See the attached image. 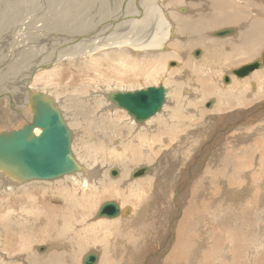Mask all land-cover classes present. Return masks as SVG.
<instances>
[{"label":"bare ground","instance_id":"6f19581e","mask_svg":"<svg viewBox=\"0 0 264 264\" xmlns=\"http://www.w3.org/2000/svg\"><path fill=\"white\" fill-rule=\"evenodd\" d=\"M50 2L53 9L52 19L60 25L61 30L53 27L55 31L48 29L40 22L44 20L45 9L30 11L36 3L34 0H0V49H5V52L0 50V133L26 128L33 122L35 109L41 103L49 102L60 111L64 119L70 135L71 156L77 166L62 176L49 179L34 178L19 169L0 164V212L2 216L5 215L0 223V264H80L78 260L83 252L72 253L73 247L83 250L84 240H95L93 235L103 231L95 226V231H92L93 224L88 225L87 218L71 217L64 207L59 209L54 207L52 212L46 215L51 200H59L61 204L85 212L92 201L100 195L104 197L115 195L131 200L136 207L138 206L137 210L128 206L123 207L118 201L109 200L119 205V214L115 217L95 216V219L105 217L109 221L112 220L104 225L112 223L115 225L112 230L120 229L121 233H127L136 223L147 221L149 206L157 197L160 198L159 186L162 188L164 184H169L174 177L176 179L172 183L176 185L174 191L178 206L177 210L174 209L175 211L171 213L174 218H177L181 211L191 209L200 196L208 199L210 189L214 186L221 196L220 199L229 200L233 194L227 182L229 184L230 180L233 182L236 179L241 180L245 175L250 176L238 167L243 165L250 151L259 149L260 141L264 143V128L257 131L258 126L257 129L248 131L246 128H250V123L243 122L248 114L244 111L250 110L249 114L257 121L262 120L261 125L264 126V100L252 109L244 108L248 105L247 101L256 98L254 94L259 90L257 83L264 87V0ZM227 28L232 29V32L221 37L215 35L217 31ZM193 46L200 51L193 49ZM7 58L9 63L6 62ZM72 60H75V64ZM255 61H260L259 67L249 74L244 76L236 74L235 70ZM66 63H72L75 68L93 69L103 78L108 76L111 78L112 74L118 75L117 78H123L142 73L147 78L161 76L164 80L162 78L157 86L145 88H137L136 85L133 89H126L127 86L124 85L122 87L124 89H121L117 85L105 84L108 88L101 91L97 87V92H93L91 96L97 99L96 94L103 95L105 101H101V104L98 103V99L92 103L86 97L82 102H73L76 98L72 97L74 93L77 96L83 94L77 89L78 94L75 91L71 95L67 94L69 99L73 100L69 101L66 97L68 100L66 102H69L66 105L64 97L57 95L60 92H52L46 84L52 77L61 78L62 70H59ZM166 65L168 69L165 68ZM180 73L182 75H178ZM214 74L220 76V81L214 79ZM210 75L214 80L211 84L216 88L210 95L213 101L211 97L208 99L203 95L202 88L210 83L207 81ZM226 75L230 78L228 82L224 81ZM197 79H201V91L195 93ZM149 87H163L165 98L161 109L146 119H138L128 109L120 106L118 99L115 101V95L118 93L140 91ZM236 87L239 89L234 91ZM87 97L90 99L89 95ZM234 97L238 99L234 105L242 106L228 114L220 113V104ZM206 101L207 103L212 101L210 106L205 104ZM59 104L63 108L65 106L66 110H72L71 118L69 117L72 123L68 121ZM76 104H81L83 109L87 110L86 114L91 124L81 115V119L80 116L77 119L85 124L77 126L73 118L82 111L79 112L80 108ZM212 105L211 110L205 108ZM117 108L124 109L130 116L128 124L133 125V130L130 125L121 126L115 122L116 118L110 115L108 124L102 122L101 113H106L107 109L122 111ZM216 109L218 114L216 113L215 117L207 116L208 111L211 113ZM213 118L222 121L226 119L223 132L227 134L217 136L215 141L222 143L215 146L212 144L213 141L209 143L206 140L205 142L209 143L207 149L203 139L193 138L197 134L202 137L201 130L206 128L208 125L205 124ZM88 128H91L89 135L87 131H83ZM32 130L36 135L42 131L38 126H34ZM119 132V138L115 137ZM86 136H92L93 143ZM221 136L226 139L222 140ZM226 141L231 144H226ZM224 143L225 146L234 149L233 157L230 158L226 152L224 155L221 149L213 150L212 154V149L218 146L221 148ZM79 144L86 147L85 150L79 149L82 152L80 155L77 150ZM107 148L116 150V153L115 151L110 153ZM205 149L211 152L209 157L204 156V162L203 159L197 160L198 154L202 156L206 154ZM258 151V154L255 153L257 164L262 156L261 151ZM107 155H111V158L107 159ZM174 158L178 159L176 163H173ZM263 159L259 163L261 168L264 167ZM165 163L169 165L165 166ZM191 166L196 167L192 174ZM160 167L162 169H159ZM179 177L181 179H177ZM55 185L57 186L55 189L50 187ZM217 185L219 187L216 188ZM179 193L181 196L178 198ZM187 193L190 203H184V194ZM244 194L246 196L247 193ZM13 201L16 208L12 206ZM18 201L20 208L17 207ZM88 211H91L90 207ZM124 216L133 219L131 224L121 225V217ZM175 223L172 221L170 224L167 239L171 242L167 244L165 253L173 249L177 240L176 250L181 252L179 257H182L186 253V248L189 246L192 250L195 248L193 238L188 237V235L192 237L193 227L185 225L184 232L177 235ZM49 226L51 246L59 250L53 255L48 254L47 245H38L36 243L38 237L34 236L38 234L42 237V232L37 228L45 229ZM199 244L201 245L198 246V250L194 249L191 253L190 261L198 260L203 250L200 248L205 245L203 242ZM94 250H89L82 256V264L90 252L97 254L95 264L100 263L101 254ZM177 253L169 252L171 256H177ZM160 256L163 258L157 254L153 257L158 260ZM161 258L158 263L167 264ZM190 261H184V264H191Z\"/></svg>","mask_w":264,"mask_h":264},{"label":"rangeland","instance_id":"374dc122","mask_svg":"<svg viewBox=\"0 0 264 264\" xmlns=\"http://www.w3.org/2000/svg\"><path fill=\"white\" fill-rule=\"evenodd\" d=\"M50 1H52V0H44V1L34 0V2H36V3H34L33 8H30V11H32V10L34 11L37 9L44 11V9H45L46 11L43 15L44 20L40 21V22H43L48 27V29H50V28L51 29H53V28L54 29H56V28L60 29V25L57 24L56 21L54 22L55 19L54 20L52 19L53 18V15H52L53 9H52V6L50 4L51 3ZM42 2L44 3V5ZM46 3L47 4L49 3V5L51 7H49V5H47ZM48 14H49V16H48ZM46 17L48 19H46ZM47 20H48V22H47ZM218 37H221V36H218ZM193 47H194L193 49L199 50V48H196L195 46H193ZM180 48L183 49L182 46ZM191 48H190V51H192ZM0 50L5 52V49H0ZM201 54H202V52H201ZM203 54H204V51H203ZM15 58H17V57H15ZM72 61H73L72 63L75 64L74 63L75 60H72ZM6 62L9 63L8 58L6 59ZM72 63H66L65 65H62L63 67L62 66L60 67L59 71L62 70V72L60 74L61 78L52 77V79L49 82L51 85L49 83H46V84H47L48 88L52 90V92H55V93L60 92L57 95L60 94L59 97L63 96L64 99L66 97H67V99H69V96H67V94L71 95L74 93V91L77 92L79 90V92L80 91L83 92L82 96H81V93L79 95L77 92L76 94H78V96L75 95V93H74L72 95L73 98L76 97V98H74V100H73V98L70 97L71 99H69V101L73 100V102L75 101L76 103H78V101L82 102L86 98H87V100H90L92 103L97 101V99H98V103H100L101 101H105L103 99V97H104L103 95L100 96V95L96 94L97 99H93V97L91 96V95H93V92H97V90H98L97 87H99L101 91H103L104 88L106 90L108 88L106 86H108V85H105V84H110V85H115V86L117 85V87L119 86V88H121V89H124L122 87H124V85H126L127 86V87L125 86L126 89H133V87L136 85H137V88H143V87L145 88L148 86H157L158 83L160 81H162V78L164 80V77H161V76H155V77L147 78L142 73H140V74L138 73L136 75H131L130 77L125 76L123 78L122 77L117 78L118 75L112 74V75H110V77L112 76L111 78H109V76L107 78H103V76L97 75V73L94 72L93 69L87 70V69H80L79 67L75 68ZM163 64L165 66V61L163 62ZM147 66H149V65H147ZM99 68H100V66H99ZM165 68L168 69L169 67L166 65ZM173 68H175V67H173ZM69 72H70V75H69ZM178 75H182V73H180ZM198 76H202V75H197V77ZM90 77H91V79H90ZM55 78H57V79H55ZM219 78H220V76L214 74L215 80H217ZM53 79H55V80H53ZM107 80H109V81L107 82ZM200 80L201 79H197L198 83L196 82L197 88L195 89V93H198L199 91H201ZM207 81L210 83L206 84V85H204V87H202L204 89L203 95L207 98L208 97L210 98L211 97L210 95L213 94V91L216 90V88H214L211 84V82L214 81L211 78V75L207 78ZM219 81H220V79H219ZM81 82H83V83H81ZM54 83H56V84L54 85ZM52 84L54 85V87ZM257 84H258L259 90L254 94V95H256V98H253L250 101H247L248 105L244 106L245 109H252L256 104L263 103L264 87L261 86L259 83H257ZM60 85H63V86L60 87ZM67 85H68V87H67ZM81 85H83V86H81ZM58 86L60 87V90H59ZM246 86H249V84H246ZM70 87L71 88L75 87L76 89L75 88L68 89ZM85 87H87V88H85ZM168 87H170V86H168ZM62 88L63 89L65 88V90H63ZM110 88H112V87H110ZM237 89H239V87H236L233 90L236 91ZM55 90H58V91L56 92ZM70 90H73V92ZM86 95L87 96L89 95L90 99H88V97ZM63 97H61V98H63ZM81 97H83V98H81ZM84 97H86V98L84 99ZM212 98L213 97H211L210 99L213 101ZM67 99H65L64 101L65 102L68 101ZM92 99H93V101H92ZM237 100H238L237 97H234L225 103L222 102L220 104L221 105L220 113L228 114L232 110L240 108L242 105H239L238 107L236 105H234ZM206 103H207V101L205 102V104ZM68 104H69V102H66V105H68ZM76 105H78V107L80 108L79 112H80V110L82 111V113L81 112L78 113V115L74 116V118H73L75 123L77 122L76 123L77 126L79 125L78 127H80L84 123L83 121L80 120L82 116L87 119V122L89 124H91L90 120L88 118V114H86L87 110L83 109L81 104H76ZM60 107L62 108L64 114L68 118V121L71 122L72 119L69 120V117L71 118L72 110L71 109L66 110L65 106H64L65 109L61 105H60ZM212 107H213V105L210 108H208V107H205V108L207 110H211ZM217 107H218V105H217ZM8 108H6V109H8ZM68 108H70V106ZM115 109H116V107H115ZM117 110H122V111L117 112V111L112 110V109H107V110H105L106 113H101L102 122L108 124V122H109L108 119H109V115H110V116L116 118L115 122L120 123L121 126H122V124L130 125V124H128V121L130 120V116L127 114V112L124 109H118L117 108ZM244 112H247L248 114H246L243 122H249L250 123V125H249L250 128H246V130L251 131L254 128L257 129L258 126H259V130H257V131H260L264 128V126L261 125L262 120L257 121V119L254 116L249 114L250 110L244 111ZM216 113H217V109L211 113H209V111H208L207 116L208 117H210V116L215 117L218 114V113L217 114ZM78 117L80 119H77ZM201 120L203 121V118ZM80 121H81V124H79ZM210 121H212V122H210ZM112 122H114V121H112ZM199 122H201V121H199ZM257 124H259V125H257ZM197 125H199V124L197 123ZM205 125H208V126H206V128L201 130V131H203L202 132L203 136L201 137V136H199V134H197L196 137L193 138V140H198L200 138L201 140L203 139L202 141H204V142L206 140L209 141V143L213 141L212 144L214 146L218 143H222L221 141H215V140H216L217 136L221 135L222 133L226 136L227 133L223 132L224 127H226V119H225V121L224 120L222 121V119L215 120V118H213V120L212 119L209 120ZM74 127H76V126H74ZM130 127H131V130H133L132 124L130 125ZM216 127H218V128H216ZM214 128H215V130H214ZM211 130H213V131H211ZM83 131L84 132L87 131V134L89 135V133L91 132V128H88L87 130L83 129ZM206 131H208V132H206ZM120 132L116 133L117 136H115V137L119 138L118 136H119ZM223 134H222V136H223ZM222 136H221L222 140H225L226 137H222ZM86 138L88 140H90L91 142H92V139H94L92 136H86ZM123 142H125V141H123ZM121 143H122V141H121ZM209 143L208 142L204 143V145L207 146L206 147L207 149L209 147ZM259 143H260L259 149L256 148V149H253L252 151H250V154H252V156L250 154H248V156H247L248 158L246 157L244 159V162L242 163L243 165H240L238 167L240 169H243V173H248V174H250V176L246 177V175H245V177L242 178L241 180L236 179L233 182H231V180H230L229 184L227 182V185L230 188L231 193L233 194L228 198L229 200L220 199L219 197H221V196H219V192H217V190L214 188L215 187L214 186L213 188L210 189L208 199L203 197V196H200L199 200L198 199L196 200V203H194V205L192 206L191 209H187V210L185 209L186 212H185V210L181 211L180 215H178L177 218H174L171 216V213L174 212L175 210H177V208H178V206H176V200H175V192L176 191H174L176 185L172 183V182H174L176 177H174V180L172 182H170L169 184L168 183L164 184V186L162 188H161V186H159V188H160L159 192L162 195L160 193H158L159 194L158 196H160V198L161 197L162 198L160 199L159 197H157L156 201H154V202L152 201V204L149 206L150 208H148L149 213H148L147 221H144L143 223H140V224L136 223L135 226L133 225V227H131L132 229L131 228L129 229L130 231H127V233H125V232L121 233L119 228H118L119 231L112 230L113 227L115 226L112 223L104 225L105 223L111 222L112 220L109 221L105 217H103L104 219H95L96 213H97L100 205L102 203H104L105 201H109V200H115L116 202L118 201L123 207L128 206L129 208L132 207V208H135L136 210L138 209V206L136 207L134 205V202L132 203L131 200L128 201V200H125L124 198H121V197L119 198L118 196L115 197V195H106L105 197L100 195L98 198H95V200L92 201V204H90V206H88V208L86 209V212L81 210V209H74L68 205L61 204L60 203L61 201H59V200H51L50 205L52 207L50 206V208L47 209L46 215L51 213L54 207H56L57 209H59L60 207H64L67 209V211L71 217L87 218L88 225L90 223L93 224V226H92L93 230L92 231H95L94 226L103 231V232L99 231L95 235H93V238H95V240H84V239H82V240H84L82 242V247L84 248L83 250L77 249L76 246L73 247L74 249H72V253L76 252V251L78 253L83 252L81 254V256L79 257V260H78L80 264H82V260H81L82 256L84 254H86L89 250L92 251L94 249H95L94 251L100 252V254H101L100 263H105V264L106 263L107 264H139V263L140 264H142V263H144V264H146V263H148V264H159L158 261L161 258V256H160V258L157 257V258H159L157 260V259H155V257H153L156 254H157V256L162 255L163 258H161V259L163 261L165 260L167 264H184V261L185 262L190 261L191 253L194 251V249L198 250V246L201 245L199 243H201V242H203L205 244L202 246V248H200L203 250H202L201 254L199 255V258L197 257L198 260L192 259L193 261L192 260L190 261L191 264H196V263L197 264H264V197H263L264 196V167L261 168V166L259 164L261 162V159L264 158V149L262 148V147H264V143H263V141H260ZM226 144H231V143L226 141ZM226 144L224 143V146L221 148L218 146L216 149L215 148L212 149L211 150L212 154H214L213 152L215 150L221 149V152L223 154L226 152L230 155V158L233 157L232 155L234 154V149L225 146ZM76 145H77V143H76ZM80 145L81 144H79V146H78L79 148L77 149L79 152L78 155H80V153H82L81 150L79 151L80 148H82V150H85V148H86V147L84 148V145H81V146ZM114 147H115V145H114ZM76 148H77V146H76ZM207 149H205V151H206L205 155L202 156V154H198L197 160L203 159L204 156H205V158L209 157L211 152L209 153V150H207ZM106 150L110 151V153L113 151H115V153H116V150L111 149V148H107ZM258 150L261 151L262 156H260L259 163L257 164L255 153L258 154L259 153ZM110 158H111V155H107V159H110ZM205 158L203 159V162H204ZM174 161L175 162H173V163H176L178 161V159L174 158ZM218 162H219V159H218ZM166 163L164 164L165 166L169 165ZM211 163L213 164V162H211ZM263 166H264V163H263ZM159 169H162V168L160 167ZM194 169H196V167L191 166V169H190L191 174L194 171ZM197 175H199V173ZM181 177H183V176H181ZM181 177H179L177 179H181ZM218 181H220V179ZM49 184H51V183H49ZM50 187L53 189L57 188L56 185L50 186ZM217 187H219V186L217 185L216 188ZM244 193H247L248 195L246 194V196H245ZM38 194H39V192H38ZM180 196L181 195L179 193L177 197L179 198ZM184 197H185L184 203H190L189 198H188V193L184 194ZM150 200H152V199H150ZM222 201H224L223 204H222ZM93 203H95V204H93ZM153 203H154V205H153ZM15 204L16 203L13 201L12 206L14 208H16ZM17 207L20 208V202L19 201L17 202ZM89 207H90L91 211H88ZM128 216L121 217V220H122V222H120L121 225L131 224L133 219L128 217ZM3 217H5V215L2 216V213L0 212V223H2L1 219ZM168 217H170V218L168 219ZM105 220H107V221H105ZM114 220H116V219H114ZM172 221H173V223L176 222L175 228L177 229V235H180L182 232H184L183 227L185 225L186 226L191 225V227H193L192 237L190 235H188V237L193 238L192 243H194L193 248L194 247L195 248L193 250L190 248V246H189V248H186V253L184 256L181 255L182 257H179L181 252L179 250L178 251L176 250V247H178L176 244L177 240H176V243H174L173 249L171 250V248H170L171 251H169V252H173V251L178 252L176 254L177 256H171L169 254V252L165 253V249L167 248V244L169 242H171L167 238L170 234V224L172 223ZM93 222H95V223H93ZM101 222H102V224H101ZM197 228L199 231L197 230ZM200 228H202V229H200ZM37 229H39L43 235H42V237L38 236V234L34 235L35 238L38 237V242H36V243L38 245H40V244L47 245V248H49V250H48L49 255H53L55 252L57 253L59 250L53 249L51 246V244H52V240L50 237L51 226L46 227L45 229H43V227H38ZM202 230H203V232H201ZM193 231L195 232V234ZM200 233H201V235H200ZM196 234H198V235H196ZM99 235H100V237H99ZM184 237H186L185 234H184ZM201 237H203L202 240H201ZM42 238H44V240ZM44 252H41V254H45ZM179 252H180V254H179ZM153 259H155V260H153ZM78 261H76V262L78 263Z\"/></svg>","mask_w":264,"mask_h":264},{"label":"water","instance_id":"95a60500","mask_svg":"<svg viewBox=\"0 0 264 264\" xmlns=\"http://www.w3.org/2000/svg\"><path fill=\"white\" fill-rule=\"evenodd\" d=\"M232 29L217 31L223 36ZM197 51L196 53H198ZM260 61L248 63L235 70L238 76L249 74L259 67ZM229 76L224 77L228 82ZM163 87H149L140 91H128L115 95L120 106L128 109L138 119H146L160 110L164 101ZM212 101L207 103L210 106ZM38 126L41 133L36 135L32 128ZM0 164H4L34 178H56L72 171L77 165L71 156L70 135L58 109L49 102L41 103L35 109L33 122L24 129L0 133ZM116 172V171H115ZM120 208L115 201L103 203L97 217H115ZM97 254L88 253L84 264H95Z\"/></svg>","mask_w":264,"mask_h":264}]
</instances>
